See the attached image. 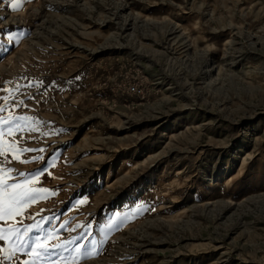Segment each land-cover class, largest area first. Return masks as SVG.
Wrapping results in <instances>:
<instances>
[{
    "label": "rangeland",
    "instance_id": "374dc122",
    "mask_svg": "<svg viewBox=\"0 0 264 264\" xmlns=\"http://www.w3.org/2000/svg\"><path fill=\"white\" fill-rule=\"evenodd\" d=\"M0 181V264H264V0H0Z\"/></svg>",
    "mask_w": 264,
    "mask_h": 264
},
{
    "label": "snow or ice",
    "instance_id": "6c2138e0",
    "mask_svg": "<svg viewBox=\"0 0 264 264\" xmlns=\"http://www.w3.org/2000/svg\"><path fill=\"white\" fill-rule=\"evenodd\" d=\"M25 150L26 151H32L31 149H25ZM0 184H2V181H0ZM8 187L10 190L0 191V203H2L6 197L9 210H11L14 207L18 206L19 204H21L26 198H29V199L31 198V196H30L31 190L30 189L25 190L20 185H10ZM45 191H47V190H45ZM2 218H3V216L0 215V219H2ZM39 247L46 250L45 245L41 244V245H39Z\"/></svg>",
    "mask_w": 264,
    "mask_h": 264
},
{
    "label": "bare ground",
    "instance_id": "6f19581e",
    "mask_svg": "<svg viewBox=\"0 0 264 264\" xmlns=\"http://www.w3.org/2000/svg\"><path fill=\"white\" fill-rule=\"evenodd\" d=\"M130 12H131V11H130ZM133 17H134V16H133ZM123 18H124V17H123ZM128 19H129V18H128ZM123 20H124V19H123ZM122 23H123V22H122ZM131 23H132V22H131ZM131 23H130V24H131ZM125 24H126V23H125ZM35 25H36V24H35ZM35 25H34V26H35ZM37 25H38V24H37ZM37 25H36V26H37ZM121 27H122V25H121ZM129 29H131V28H122V32L125 34V33L128 32ZM207 73H208V72H207ZM170 135H171V134H170ZM219 171H224V168L219 169ZM112 172H113V171H112ZM112 172L110 171V172H107V173L105 174V181L108 182V183H109L110 181H112V179H113L114 176H115V175L113 176L114 173H112Z\"/></svg>",
    "mask_w": 264,
    "mask_h": 264
}]
</instances>
